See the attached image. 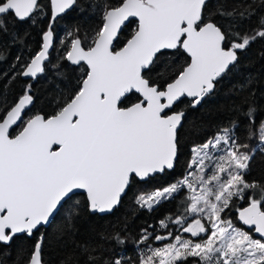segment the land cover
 I'll list each match as a JSON object with an SVG mask.
<instances>
[{"label":"snow or ice","instance_id":"obj_1","mask_svg":"<svg viewBox=\"0 0 264 264\" xmlns=\"http://www.w3.org/2000/svg\"><path fill=\"white\" fill-rule=\"evenodd\" d=\"M50 2L55 21L77 0ZM39 7V0H0V31L8 16L25 21ZM205 10L206 0H120L104 11L90 46L85 48L78 36L71 40L64 59L87 69L78 90L55 115L37 114L23 121L33 100L27 92L5 110L0 116V244H9L18 234L33 236L78 190L86 195L92 212H111L133 182L175 168L178 128L185 113L172 109L185 97L191 98L192 107L199 105L238 62V51L255 39L237 34L225 47V31L205 19ZM133 23L131 37L117 50L122 27ZM256 36L264 38V21ZM52 39L50 27L43 34L42 49L21 75L34 78L44 72ZM181 49L189 61L171 82L161 87L145 77L167 50ZM133 92L139 94L138 101L122 107ZM252 113L249 107L245 118L250 124ZM20 123L23 127L13 135ZM230 125L192 149L182 180L137 197L141 208L153 210L187 189L184 214L174 223L191 237L175 235V243L150 249L140 264H187L189 258L197 264H264V188L259 198L248 193L258 187L245 180L254 150L234 135L239 131L237 121ZM256 132L264 145V122ZM254 134L247 131L250 138ZM217 149L224 154L214 157L211 152ZM237 200L247 201V206L236 209L241 227L225 218ZM161 225L169 226L164 221ZM252 232L261 238L254 239ZM202 234L205 239H199ZM111 239L116 245L125 243L119 234ZM148 239L145 232L143 241ZM42 244L43 236L27 264H43ZM105 264L128 262L115 257Z\"/></svg>","mask_w":264,"mask_h":264},{"label":"trees","instance_id":"obj_2","mask_svg":"<svg viewBox=\"0 0 264 264\" xmlns=\"http://www.w3.org/2000/svg\"><path fill=\"white\" fill-rule=\"evenodd\" d=\"M119 3L120 0H77L76 5L57 17L51 25L55 37L52 52L44 72L35 81L22 79L20 73L40 49L42 36L51 19L50 0H39L38 12L25 21L8 16L5 30L0 31V116L26 92L34 102L23 121L35 114L45 117L56 114L78 90L87 69L83 64L72 65L64 59L71 40L78 36L84 47L90 45L101 26L104 11ZM205 19L212 20L225 31V47L237 39V34L255 39L238 51V62L218 80L214 90L198 106L192 107L191 100L182 98V102L172 109L185 112L178 129L179 152L175 168L147 181L133 182L119 206L109 214L91 213L85 195L76 193L59 208L48 227L39 229L31 237L23 234L7 245L0 244V264H27L42 234L43 264H91L90 257L98 264H105L115 257L123 258L128 264H140V260L150 254V249L174 243L175 235L191 238L174 223L178 216L184 214L187 189L175 194L173 199L163 200L153 210L141 208L136 200L140 194H148L182 180L189 171L187 166L192 158V149L212 139L223 128L231 127L230 121L238 123L239 131H234L238 140L248 143L250 150H254L245 180L258 185L256 189L247 191L259 198V191L264 188V152L260 151L264 145L260 144L256 130L264 122V38L256 36V33L264 21V0H208ZM134 30V23L123 27L115 42L116 49L124 45ZM188 61L182 50L166 51L152 70L144 75L163 87ZM138 99L137 94L131 93L121 106L127 107ZM249 107L253 109L251 124L245 118ZM22 126L20 123L14 127L13 135ZM247 131L255 134L250 138ZM211 154L218 157L224 153L217 149ZM208 174H211L210 170ZM246 204V200H237L225 218L241 227L236 209ZM191 219L189 216L187 222ZM161 221L169 225L167 229ZM145 232L149 237L147 241H143ZM169 232L172 236H168ZM116 234L124 239L123 245L112 241ZM157 235L167 239L157 241L154 239ZM187 264H197L196 259L189 258Z\"/></svg>","mask_w":264,"mask_h":264},{"label":"water","instance_id":"obj_3","mask_svg":"<svg viewBox=\"0 0 264 264\" xmlns=\"http://www.w3.org/2000/svg\"><path fill=\"white\" fill-rule=\"evenodd\" d=\"M207 1H208V0H206V2H207ZM122 28H123V27H122ZM48 30H49V29H48ZM48 30H47V31H48ZM53 43H54V35H53V39H52V44H51V46H50V48H49L48 58L44 61V66H45V63H46V62L48 61V59H49V54H50V52H51L52 49H53ZM125 43H126V42H125ZM125 43H124V44H125ZM42 45H43V37H42L41 48L39 49V51L42 49ZM70 47H71V46H70ZM122 47H123V46H122ZM120 48H121V47H120ZM69 49H70V48H69ZM117 50H118V49H117ZM181 50H182V49H181ZM39 51H38V52H39ZM167 51H171V50H167ZM182 51H183V50H182ZM38 52H37V53H38ZM37 53H36V54H37ZM184 53H185V52H184ZM36 54H35V55H36ZM185 54H186V53H185ZM35 55H34V56H35ZM186 55H187V54H186ZM34 56H33V57H34ZM33 57H32V58H33ZM32 58H31V59H32ZM188 58H189V57H188ZM30 61H31V60H30ZM30 61H29L28 63H30ZM68 62H69V61H68ZM69 63L71 64V62H69ZM72 65H73V64H72ZM85 66H86V65H85ZM86 68H87V66H86ZM23 70H24V69H23ZM42 73H43V72H42ZM42 73H39V74H38L36 77H34V78H33V77H25V76H23V75H21V77H22V79H25V80H32V81H35L38 77H40V76L42 75ZM133 93H135V92H133ZM130 94H131V93H130ZM135 94H137V93H135ZM137 95L139 96V94H137ZM21 97H22V96H21ZM21 97H20V98H21ZM139 98H140V97H139ZM185 98H187V97H185ZM204 98H205V97H204ZM187 99L191 100V98H187ZM18 100H19V99H18ZM18 100H17V101H18ZM17 101H16V102H17ZM202 101H203V100H202ZM202 101H201V102H202ZM16 102H15V103H16ZM33 102H34V100H32V103H31L30 105L27 106V108H26V110H25V113L27 112L28 109H30V108L32 107ZM15 103H14V104H15ZM135 103H136V102H135ZM14 104H13V105H14ZM13 105H12V106H13ZM129 106H130V105H129ZM197 106H198V105H197ZM172 112H179V111H172ZM25 113H24V115H25ZM184 113H185V112H184ZM169 114H171V112H169ZM24 115H23V120H24ZM35 115H37V114H35ZM35 115H33V116H35ZM40 115H41V114H40ZM54 115H55V114H54ZM33 116H32V117H33ZM30 118H31V117H30ZM30 118H29V119H30ZM46 118H47V117H46ZM182 121H183V120H182ZM17 126H18V125H17ZM17 126H14V127H17ZM22 127H23V126H22ZM179 128H180V127H179ZM179 128H178V129H179ZM20 130H21V129H20ZM20 130H19V131H20ZM19 131H18V132H19ZM168 171H170V170H168ZM156 175H157V174H156ZM138 181H139V180H138ZM126 191H127V190H126ZM76 193H83V191H82V190H78ZM83 194H84V193H83ZM84 195H85V194H84ZM123 196H124V195H123ZM123 196H122V197H123ZM85 197H86V195H85ZM119 204H120V203H119ZM119 204H118L117 206H119ZM117 206H116V207H117ZM245 206H247V204H246ZM116 207H115V208H116ZM88 210H89L91 213H98V214H100V215L109 214V213H111V212L113 211V210H112L111 212L99 213V212H92L89 208H88ZM56 213H57V212H56ZM56 213H55V214H56ZM55 214H54V216H55ZM52 219H53V217L50 218V222H51ZM50 222H49V223H50ZM49 223L46 224V225H44V226H42L41 228H46V227H48ZM239 223H240V222H239ZM240 225H241V224H240ZM244 227H245V229L247 230V227H246V226H244ZM41 228H40V229H41ZM19 235H23V234H18L17 236H19ZM24 235H26V234H24ZM252 235H253L254 237L258 238V239L261 238V237L259 236V234H256V233H254V232H252ZM26 236H27V235H26ZM41 236H43V234L39 236V239H38V240H40ZM27 237H29V236H27ZM38 240H37V241H38ZM37 241H36V242H37Z\"/></svg>","mask_w":264,"mask_h":264},{"label":"flooded vegetation","instance_id":"obj_4","mask_svg":"<svg viewBox=\"0 0 264 264\" xmlns=\"http://www.w3.org/2000/svg\"><path fill=\"white\" fill-rule=\"evenodd\" d=\"M50 5H51V2H50ZM51 8H52V6H51ZM66 11H67V10H66ZM16 19H17V18H16ZM17 20H18V19H17ZM19 21H20V20H19ZM52 22H53V20H52V17H51V19H50V23H49V26H48L47 30L51 27ZM122 29H123V28H122ZM47 30H46V31H47ZM46 31H45V32H46ZM52 32H53V31H52ZM53 35H54V32H53ZM42 37H43V36H42ZM54 39H55V37H54ZM41 44H42V42H41ZM53 45H54V43H53ZM90 45H91V44H90ZM90 45H88V46H90ZM70 46H71V42H70L69 48H70ZM88 46H87V47H88ZM122 46H123V45H122ZM122 46H121V47H122ZM87 47H85V48H87ZM40 48H41V46H40ZM118 49H119V48H118ZM68 50H69V49H68ZM51 52H52V51H51ZM51 52H50V53H51ZM49 55H50V54H49ZM22 71H23V70H22ZM22 71H21V72H22ZM20 76H21V74H20ZM21 78H22V77H21ZM37 79H38V78H37ZM30 81H32V80H30Z\"/></svg>","mask_w":264,"mask_h":264},{"label":"rangeland","instance_id":"obj_5","mask_svg":"<svg viewBox=\"0 0 264 264\" xmlns=\"http://www.w3.org/2000/svg\"><path fill=\"white\" fill-rule=\"evenodd\" d=\"M192 155H193V153H192ZM237 227H238V226H237ZM201 237H203L202 239H205V238H206V236H205L204 234H202ZM253 238H254V239H258V238L254 237V236H253ZM174 243H175V241H174Z\"/></svg>","mask_w":264,"mask_h":264}]
</instances>
